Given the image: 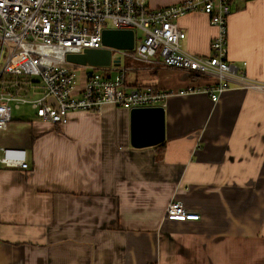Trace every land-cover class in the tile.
Instances as JSON below:
<instances>
[{"label": "crops", "instance_id": "1", "mask_svg": "<svg viewBox=\"0 0 264 264\" xmlns=\"http://www.w3.org/2000/svg\"><path fill=\"white\" fill-rule=\"evenodd\" d=\"M176 23L185 51L210 54L217 29L205 14ZM227 55L264 82V0L231 1ZM128 63L125 88L210 82ZM230 83L217 101L169 95L161 151L131 147L129 110L110 103L61 125L11 117L0 148L24 149L29 167L0 164V264H264V93ZM172 199L199 219L167 220Z\"/></svg>", "mask_w": 264, "mask_h": 264}, {"label": "built area", "instance_id": "2", "mask_svg": "<svg viewBox=\"0 0 264 264\" xmlns=\"http://www.w3.org/2000/svg\"><path fill=\"white\" fill-rule=\"evenodd\" d=\"M231 1L181 0L150 8L147 0H0V131L11 120V109L22 104H29L40 120L61 125L69 121L72 111L98 112L108 103L127 110L163 106L171 94L197 91L217 101L233 79L264 93L263 81L247 78L228 59L227 16ZM189 13L205 14L217 29L207 56L187 52L181 46L185 33L176 20ZM104 29H131L133 47L103 46ZM136 29L140 31L138 42ZM104 47L111 52L109 66L76 65L65 59L68 53ZM113 59H119V65H114ZM127 62L140 63L142 68H176L210 82L176 92L150 85L125 88V73L134 68ZM27 86L33 94L38 90L40 95L24 97ZM51 98L55 104L49 102ZM0 150V164L28 169L24 149ZM164 216L173 221L199 219L198 213L175 199L166 205Z\"/></svg>", "mask_w": 264, "mask_h": 264}, {"label": "water", "instance_id": "3", "mask_svg": "<svg viewBox=\"0 0 264 264\" xmlns=\"http://www.w3.org/2000/svg\"><path fill=\"white\" fill-rule=\"evenodd\" d=\"M102 44L116 49H131L133 47V31L131 29H104ZM106 47L86 48L81 53H68L65 59L76 65L109 66L111 64V52ZM113 64L119 65V59H113ZM49 102L54 101L51 98ZM128 113L129 144L131 147H152L165 140L163 106L133 107Z\"/></svg>", "mask_w": 264, "mask_h": 264}, {"label": "rangeland", "instance_id": "4", "mask_svg": "<svg viewBox=\"0 0 264 264\" xmlns=\"http://www.w3.org/2000/svg\"><path fill=\"white\" fill-rule=\"evenodd\" d=\"M136 32V42H138V35L140 34L139 30H135ZM123 61V60H122ZM124 62V61H123ZM75 71L78 70L77 67H74ZM8 82V81H7ZM28 91L26 93H23L24 97L30 98V97H37L39 94L38 90L35 94H33L31 91L32 89H29L27 86ZM11 117L18 118V119H32L35 116L34 111L29 107V104H22L19 108H12L11 109Z\"/></svg>", "mask_w": 264, "mask_h": 264}, {"label": "trees", "instance_id": "5", "mask_svg": "<svg viewBox=\"0 0 264 264\" xmlns=\"http://www.w3.org/2000/svg\"><path fill=\"white\" fill-rule=\"evenodd\" d=\"M194 78H195V76H194ZM164 144H165V141H163V142H161V143H159V144H157V145H154V146H152V147H153L154 149L158 150V151H161L162 148H163V146H164Z\"/></svg>", "mask_w": 264, "mask_h": 264}]
</instances>
